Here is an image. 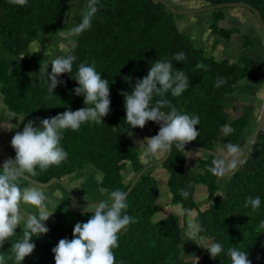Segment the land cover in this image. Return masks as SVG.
Listing matches in <instances>:
<instances>
[{
	"label": "trees",
	"instance_id": "1",
	"mask_svg": "<svg viewBox=\"0 0 264 264\" xmlns=\"http://www.w3.org/2000/svg\"><path fill=\"white\" fill-rule=\"evenodd\" d=\"M69 1L28 0L26 6H19L10 0H0V51L5 52L0 55V99L4 109L23 115L39 127L44 118L85 107L84 97L74 92L79 85L73 76L80 63L94 66L110 84V112L103 117L104 122L82 124L79 131L64 130L61 146L68 153L67 159L44 172L37 166V175L30 176L48 182L54 177L66 180L78 174L82 175L79 182L85 186L82 193L96 195L97 189L107 194L117 189L126 192L137 174L164 154L143 156L135 137L154 136L159 125L149 121L143 129L129 128L124 122V97L120 93L130 92L135 81L147 75L154 61L171 60L181 51L186 59L172 61L173 73L182 70L189 77V87L178 97L172 96L171 91L163 98L154 96L152 103L163 99L179 113L199 116L200 123L196 126L199 136L191 143L215 150L220 143L222 146L228 142L245 146L239 161L243 158L249 145L248 124L255 118L259 120L260 112L255 117L251 108L240 111L232 93L239 82L252 75V56L244 55L239 63L209 54L179 26L178 14L157 0H98V11L91 27L70 36L73 45L63 53L77 57L72 73L61 74L58 79L63 83L50 93L49 81L39 74L40 59L44 56L41 57L37 50L32 51L31 46L43 36L54 33ZM206 1L208 4L248 2L257 7L264 18V0ZM84 13L72 28L82 22ZM212 26L222 28L217 23ZM247 43L245 41L243 46ZM198 63L206 65V69L197 68ZM48 71L51 72V64ZM125 77L131 80L126 82ZM161 111L168 113L170 108L164 105ZM224 125L233 129L228 137L221 134ZM186 150L191 149L185 146L180 150L173 144L169 159L148 169L127 195L125 213L135 222L119 233V247L113 250L116 264H231L227 256L230 247L247 251L252 264H264V229L258 227L264 221V129L249 160L231 176L213 175L208 169L216 157L205 152L206 156L199 159L198 170L194 169ZM5 159L1 153L0 165ZM158 171L166 177L164 183L171 197L169 204L177 205L179 211L160 215L165 206L160 202L162 173ZM94 174H101L102 178L93 180ZM19 183L21 187H28L31 182L23 178ZM90 185H94L95 190L88 191ZM198 185L205 186L200 189L209 197L206 208L200 207L196 200ZM57 187L63 192L61 197L55 196L57 211L45 222L49 231L31 238L36 247L19 264H55L52 248L62 238L72 239L75 224L87 222L92 215V212L73 211L68 189L60 183L52 188ZM73 190L76 196L79 190ZM182 190L188 192L187 197L181 194ZM248 196L260 197L258 209L253 210L250 205L245 207ZM192 212L196 213L195 222L202 229L199 233L202 242L212 240L223 246L219 257L212 259L204 247L198 257L186 252L183 226ZM23 229L21 222L16 234L0 247L3 264H17L10 247L22 238Z\"/></svg>",
	"mask_w": 264,
	"mask_h": 264
},
{
	"label": "clouds",
	"instance_id": "2",
	"mask_svg": "<svg viewBox=\"0 0 264 264\" xmlns=\"http://www.w3.org/2000/svg\"><path fill=\"white\" fill-rule=\"evenodd\" d=\"M10 2L26 6L28 0H10ZM97 3L98 0H89L82 22L74 26L68 35H79L91 27L92 18L98 11ZM76 59L77 57L72 54L60 55L41 64L39 74L49 81L48 92L53 93L57 85L63 83L58 79L61 74L72 73ZM185 59L186 55L181 51L174 54L171 60L154 61L147 75L142 79L138 78L130 92L121 91L120 93L124 97L126 112L124 122L129 125V128L143 129L149 121L160 125L156 135L145 137L137 142L144 156L152 157L161 153L165 155L171 150L173 144L178 149L184 150L186 143L195 141L199 136L196 127L200 123L199 116L179 113L174 106L163 99L157 100L155 104L152 103L154 96L163 98L165 93L171 91L172 96L178 97L189 87V77L182 70L173 73L172 61L180 62ZM49 64H51L50 73ZM196 67L206 69L207 66L198 63ZM73 77L79 85L74 92L84 97L83 102L86 106L75 111L69 109L51 118H44L40 121L39 127L34 126V121L28 120L24 123L22 131H16L10 141L15 151L14 160L5 159L0 165V247L16 234L17 227H20L23 222L22 238L11 243L10 247V252L14 255L17 264L34 251L36 246L31 242V238L40 237L49 231L45 222L54 212L48 210L44 192L36 187H21L19 182L26 173L32 176L37 175V166L41 172H44L50 166H59L67 159L68 153L61 146L64 130L79 131L82 124L100 123L110 112L108 79L102 78L101 73L97 72L94 66L86 63L78 65L76 75ZM125 80L128 82L131 78L125 77ZM164 105L170 108V112L161 111ZM0 127L9 131L16 128ZM232 131L230 125L221 127L223 137H228ZM129 135L131 136L132 133L129 132ZM223 153V156L213 159L212 166L208 169L220 178L237 168L240 147L231 142L225 143ZM181 194L184 197L188 196V192L184 190ZM107 195V200L100 201L94 206L89 207L86 204V210L94 209L87 222L76 223L72 232L73 238L70 240L62 238L52 248L55 264H116L113 250L119 247V233L126 231L135 220L125 213L128 207L127 192L117 189ZM260 203L259 196L255 198L248 196L245 207L250 205L253 210H256ZM22 205H29L36 211H26ZM258 227L264 229V221H261ZM201 230L199 225L189 221L185 232L186 240H191L207 249L212 259L219 257L223 252V246L212 240L200 243ZM227 256L231 264H252L248 259V252L238 248L230 247L227 250ZM0 264H3V257H0Z\"/></svg>",
	"mask_w": 264,
	"mask_h": 264
},
{
	"label": "rangeland",
	"instance_id": "3",
	"mask_svg": "<svg viewBox=\"0 0 264 264\" xmlns=\"http://www.w3.org/2000/svg\"><path fill=\"white\" fill-rule=\"evenodd\" d=\"M168 1L178 9H194L210 5L206 0ZM87 2V0H70L64 7L65 15H62L59 24L53 30L54 33H52L50 36H43L41 39L32 44L31 50H37L41 54V57L44 56L43 59H40V66L41 64H44L57 56L63 55L67 48L73 45V42H70L71 37L68 35V33L70 32L72 26L77 23L79 17L87 10ZM68 16L69 18H67ZM176 18L179 26L185 31L189 32L196 44L200 47H204L209 54H213L217 58L221 59L230 58L232 61L239 63L242 62L244 55H250L254 58L252 75L237 84L236 90L232 93V99L238 104L240 111H246L248 108H251L253 114H255V117L257 112H260L261 115L262 111L260 110H262L264 106V32L261 29L256 14L249 8L233 6L202 11L194 14H178ZM216 23L217 26L222 28H214L212 25H216ZM245 41L249 42L246 44V47L243 46ZM46 52L48 59L47 55H45ZM0 55H5V52L0 51ZM2 102L3 100L0 102V126L16 128H13L11 131H9L4 127H0V137L5 140L8 151L12 153V155H15V151L11 147L10 141L16 131H22L24 123H27L29 119L23 115L12 113L4 109ZM255 119L252 121L250 120V124H248V130L246 132L248 143H250L258 123V120ZM151 136L152 135H147L142 137V135H138L135 137V141L138 142L143 140L145 137ZM220 144H218L219 146L216 145V150L223 156V146ZM137 145L138 149L141 150L144 156L143 150L139 147L138 143ZM244 149L245 146L240 147V153L237 157L238 160L243 154ZM186 154L187 159L196 170H198L197 165L200 157L206 156L204 152L198 150H186ZM158 155L162 156L163 154L161 153ZM159 169H162V167ZM158 172L162 173V196L160 198V202L165 206V209L160 212V215H164L173 211H179V207L177 205L169 204L171 197L168 185L167 183H164L166 182V177L164 176L163 172ZM227 176L231 175L227 174ZM79 177H82V175L76 174L74 176L72 175L71 177L69 176L68 179H66L71 188L79 190L76 195V206L78 208L86 209V204V206L91 207L100 201L108 199V195L105 190L97 189L96 191H99V193L97 192L96 195L82 193L81 190L85 186L83 182H79ZM91 178L93 180H99L102 178V175L94 174ZM53 186L42 187L30 183L28 187H36L38 190L44 192L47 197L45 203L48 210L54 211L55 213L57 211L56 197H61L63 191L60 187L54 189L52 188ZM201 187L205 186L198 185L196 187V195L198 194L196 200L200 207L206 208L209 204V197L207 196L206 192H203L202 189H200ZM88 188V191L95 190L94 185H90ZM84 197L87 201L84 199ZM22 208L26 211H36L29 205H22ZM195 217L196 213L192 212L185 218L187 222L185 221V225L183 226L185 238L184 247L189 255L195 256L197 254L196 256L198 257L201 255L203 247L191 240H186L187 238L185 236L189 221H191L193 224H196ZM199 242L204 243L202 242L201 238Z\"/></svg>",
	"mask_w": 264,
	"mask_h": 264
},
{
	"label": "water",
	"instance_id": "4",
	"mask_svg": "<svg viewBox=\"0 0 264 264\" xmlns=\"http://www.w3.org/2000/svg\"><path fill=\"white\" fill-rule=\"evenodd\" d=\"M161 3H163L170 11L176 13V14H194V13H199L202 11H208V10H215V9H220L222 7H246L251 9L257 16L261 29L264 32V18L262 16L261 11L257 8L254 7L252 4L248 3V2H241V1H236V2H223V3H219V4H210L207 6H203V7H198V8H194V9H178L175 6H173L168 0H157ZM264 129V106L261 112V115L259 117L257 126L255 128L254 134L250 140V143L248 145L247 151L245 152V155L243 156V158L239 161L238 166L235 170H233L229 175H234L236 174L241 167H243L245 165V163L249 160L255 143L260 135V133L262 132V130ZM186 147H188L191 150H198L201 152H205L207 154H211L214 155L216 158L218 156H222L220 152H218L215 149L209 148V147H205V146H200L197 144H193L191 142H188L185 144ZM173 148V146H172ZM172 148L171 150L166 153L162 158H160L159 160H156L154 162H151L149 164H147L136 176L134 182L132 183V185L128 188V190L126 191L128 194L130 193V191L135 187V185L138 183V181L140 180V178L142 177V175L150 168L155 167V166H160L162 164H164L169 157L171 156L172 153ZM0 149L2 154L5 156V158L9 159H13L15 158L14 155H12L6 148V144L5 141L2 137H0ZM24 179H26L27 181L38 185V186H42V187H51L52 185H54L55 183H60L61 185H63L65 188L68 189L69 193H70V207L72 210L76 211V212H93V210L89 211L86 209H82V208H78L76 206V196L74 193V190L71 188V186L69 185V183L65 180V179H60L59 177H54L52 178L50 181L48 182H42L32 176H30L29 174H25Z\"/></svg>",
	"mask_w": 264,
	"mask_h": 264
},
{
	"label": "crops",
	"instance_id": "5",
	"mask_svg": "<svg viewBox=\"0 0 264 264\" xmlns=\"http://www.w3.org/2000/svg\"><path fill=\"white\" fill-rule=\"evenodd\" d=\"M2 100V99H1ZM1 100H0V102H1ZM2 105H3V102H2Z\"/></svg>",
	"mask_w": 264,
	"mask_h": 264
},
{
	"label": "built area",
	"instance_id": "6",
	"mask_svg": "<svg viewBox=\"0 0 264 264\" xmlns=\"http://www.w3.org/2000/svg\"><path fill=\"white\" fill-rule=\"evenodd\" d=\"M0 154H1V150H0Z\"/></svg>",
	"mask_w": 264,
	"mask_h": 264
},
{
	"label": "bare ground",
	"instance_id": "7",
	"mask_svg": "<svg viewBox=\"0 0 264 264\" xmlns=\"http://www.w3.org/2000/svg\"><path fill=\"white\" fill-rule=\"evenodd\" d=\"M1 155V154H0Z\"/></svg>",
	"mask_w": 264,
	"mask_h": 264
}]
</instances>
